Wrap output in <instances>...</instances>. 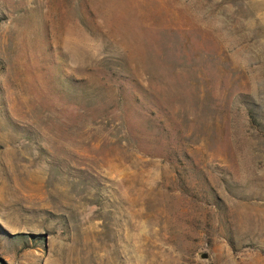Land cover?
Masks as SVG:
<instances>
[{
    "label": "rangeland",
    "instance_id": "1",
    "mask_svg": "<svg viewBox=\"0 0 264 264\" xmlns=\"http://www.w3.org/2000/svg\"><path fill=\"white\" fill-rule=\"evenodd\" d=\"M0 264H264V0H0Z\"/></svg>",
    "mask_w": 264,
    "mask_h": 264
}]
</instances>
